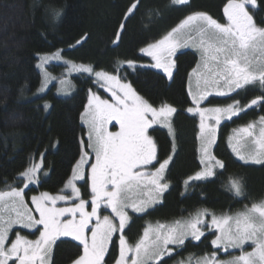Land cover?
I'll list each match as a JSON object with an SVG mask.
<instances>
[{
  "label": "rangeland",
  "instance_id": "1",
  "mask_svg": "<svg viewBox=\"0 0 264 264\" xmlns=\"http://www.w3.org/2000/svg\"><path fill=\"white\" fill-rule=\"evenodd\" d=\"M247 4L251 2H230L226 7L229 20L223 23L203 13L190 14L141 48L140 54L149 63H120L129 69L151 68L171 78L177 53L194 50L198 54L188 78L190 106L185 112L198 120L201 169L188 181L208 179L222 167L213 155L219 126L241 112L235 106L204 103L263 82L264 25L253 20L248 12L255 7ZM56 66L61 68L53 71ZM36 68L41 79L36 95L54 86L56 95L68 96L73 91L71 76L83 74L93 78L104 96L88 94L80 116L86 143L57 194L26 195L27 189L37 186L42 156L19 175L20 188L0 192V264H50L60 239L80 242L85 248L71 264H104L114 239L118 256L113 264H153L172 253L173 246L197 240L207 231L216 233L212 240L216 252L179 264H264V201L232 213L199 211L181 221L150 222L139 239L129 244L124 231L130 221L158 205L168 188L165 173L171 158L156 164L149 130L161 127L173 137L170 120L176 109L149 106L117 75L65 59L61 51L38 56ZM227 142L238 161L263 163L264 118L234 128ZM84 183L88 198L82 197ZM233 190L240 196L235 183Z\"/></svg>",
  "mask_w": 264,
  "mask_h": 264
},
{
  "label": "trees",
  "instance_id": "2",
  "mask_svg": "<svg viewBox=\"0 0 264 264\" xmlns=\"http://www.w3.org/2000/svg\"><path fill=\"white\" fill-rule=\"evenodd\" d=\"M236 1L240 0H188L175 5L172 0H0V192L20 188L19 175L42 156L37 186L27 189L26 195L57 194L80 157L86 143L80 116L88 94L104 93L92 77L77 74L71 76L70 95H56L54 86L36 95L41 81L38 56L61 51L65 59L117 75L149 106L176 109L170 120L173 137L161 127L149 130L156 146V164L171 158L165 173L168 188L158 205L130 221L124 231L129 244L139 239L150 222L181 221L199 211L232 213L264 201V162L238 161L227 142L234 128L264 118V78L262 83L225 97H210L204 103L235 106L241 112L219 126L213 155L222 167L208 179L188 181L201 169L198 120L185 112L190 106L188 78L198 54L194 50L177 53L171 78L151 68L120 65L149 63L140 54L141 48L190 14L203 13L218 23L225 22L227 5ZM254 1L252 18L264 25V0ZM234 183L240 196L234 193ZM81 189L82 197L88 198L87 183ZM215 236L214 231H207L197 240L188 239L153 264H179L188 258L211 256L216 252L212 246ZM84 250L80 242L60 239L50 264H71ZM117 256L114 239L104 264H113Z\"/></svg>",
  "mask_w": 264,
  "mask_h": 264
},
{
  "label": "flooded vegetation",
  "instance_id": "3",
  "mask_svg": "<svg viewBox=\"0 0 264 264\" xmlns=\"http://www.w3.org/2000/svg\"><path fill=\"white\" fill-rule=\"evenodd\" d=\"M187 1H188V0H187ZM187 1H186V2H187ZM236 2H238V1H236ZM236 2H235V3H236ZM249 2H251L250 5H252L253 7H255L253 10H249V9H248V10H249V12H248L249 15L252 16V13H253L254 10L256 9V2H255L254 0H249ZM250 5L247 4V6H250ZM226 10H227V9H226ZM246 10H247V9H246ZM225 12H226V20L228 21L229 19L227 18V11H225ZM244 12H245V10H244ZM245 14H246V13H245Z\"/></svg>",
  "mask_w": 264,
  "mask_h": 264
}]
</instances>
